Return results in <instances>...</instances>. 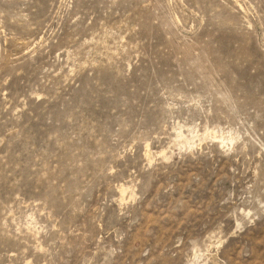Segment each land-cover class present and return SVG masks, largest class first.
I'll return each instance as SVG.
<instances>
[{"label": "rangeland", "instance_id": "1", "mask_svg": "<svg viewBox=\"0 0 264 264\" xmlns=\"http://www.w3.org/2000/svg\"><path fill=\"white\" fill-rule=\"evenodd\" d=\"M0 264H264V0H0Z\"/></svg>", "mask_w": 264, "mask_h": 264}, {"label": "bare ground", "instance_id": "2", "mask_svg": "<svg viewBox=\"0 0 264 264\" xmlns=\"http://www.w3.org/2000/svg\"><path fill=\"white\" fill-rule=\"evenodd\" d=\"M180 131H181V130H180ZM183 135H184V134H183ZM183 135L179 133V135H177V136H178V138L181 139V138L183 137ZM187 135H188V134H187ZM194 136H195V135H194ZM176 138H177V137H176ZM183 138H184V137H183ZM185 139H186V138H185ZM195 139H196V138H195ZM176 140H177V139H176ZM179 141H180V140H179ZM184 143L188 144V143H190V141H189V142H188V141H187V142L185 141ZM184 143H183V144H184ZM191 144H192V143H191ZM184 145H185V144H184ZM122 193H124V191H122Z\"/></svg>", "mask_w": 264, "mask_h": 264}]
</instances>
